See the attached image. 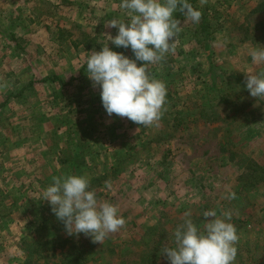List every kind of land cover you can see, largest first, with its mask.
I'll list each match as a JSON object with an SVG mask.
<instances>
[{
  "label": "rangeland",
  "instance_id": "rangeland-1",
  "mask_svg": "<svg viewBox=\"0 0 264 264\" xmlns=\"http://www.w3.org/2000/svg\"><path fill=\"white\" fill-rule=\"evenodd\" d=\"M262 1L200 3L217 20L215 41L202 50L190 40L185 53L148 66L167 96L160 120L140 126L109 116L99 86L78 76L92 51L114 46L118 28L106 23L128 19L122 0H0V264H25L44 225L69 246L32 254L29 264L60 261L78 242L84 264H170L164 246H176L185 219L203 231L206 211L231 213L233 264H264V97L246 88L249 73L264 71L249 55L264 47ZM180 27L199 32L186 17ZM232 36L247 41L233 46ZM48 75L63 79L42 81ZM67 174L86 176L98 201L124 217L102 244L68 235L42 200L52 178Z\"/></svg>",
  "mask_w": 264,
  "mask_h": 264
},
{
  "label": "clouds",
  "instance_id": "clouds-1",
  "mask_svg": "<svg viewBox=\"0 0 264 264\" xmlns=\"http://www.w3.org/2000/svg\"><path fill=\"white\" fill-rule=\"evenodd\" d=\"M200 2L203 5L206 0ZM121 7L127 11L128 19L106 23L107 27L118 28L116 36L109 35V41L118 48H130L135 59L107 45L92 51L86 61L87 75L94 87L99 86L102 106L109 116L116 114L140 126H151L162 116L167 87L149 75L148 66L175 50L174 41L181 28L174 13L179 11L198 24L202 12L189 0H122ZM249 55L254 64H264V47L250 49ZM137 62L143 63L138 66ZM246 88L252 97H264V71L249 73ZM106 187L111 189V184L106 182ZM227 198L234 199L235 193H229ZM42 200L49 202L68 235L83 233L94 243L102 244L126 223L115 204L98 201L84 175L53 177ZM223 215L220 219L215 211H206L204 217L212 219L207 220L203 231L192 219H185L174 232L176 246L162 249L170 264H233L238 234L230 222L231 213Z\"/></svg>",
  "mask_w": 264,
  "mask_h": 264
},
{
  "label": "trees",
  "instance_id": "trees-1",
  "mask_svg": "<svg viewBox=\"0 0 264 264\" xmlns=\"http://www.w3.org/2000/svg\"><path fill=\"white\" fill-rule=\"evenodd\" d=\"M209 0H206L205 4L208 3ZM189 2L193 5L194 8H197L199 9L200 7V0H189ZM260 5V8L264 9V0L259 4ZM208 8L207 7L204 11H201L202 12V17H201V20L200 22L198 23V28H199V32H197V35H193V36H190V33H187V31H185V28H181L180 32L177 34L176 36V39L174 41V46H175V50L174 52H176L177 54H182L183 52L185 53V46L188 45V41H198L197 43V47H199V49H202L204 50L205 48L207 49L208 46H209V43L211 44L212 41H215V38H214V34H215V31L217 29V26H218V23H217V20L216 19H209V16L207 14L208 12ZM200 10V9H199ZM185 16L180 13L179 11H177L176 13H174V19L178 20V21H181ZM212 21V23H211ZM215 26V27H214ZM214 28V31H213V28ZM248 36V35H247ZM206 42H209L207 44H205ZM110 49H112L113 51H116V52H123L125 56L129 57V58H132V59H135L134 57V54L133 52L131 51L130 48L128 49H125L123 47H116L115 45L114 46H111L109 47ZM198 49V48H197ZM138 63V62H137ZM140 64H138L139 66ZM155 71V70H154ZM153 70H149L148 72L150 73V76L155 78V72ZM87 73V67H86V63H84L81 67V70H79V75L78 76H81L83 75V73ZM153 72V73H152ZM157 74V73H156ZM166 76H170V74L168 73V75ZM55 78H59V77H55ZM75 77H71V79H74ZM52 78L51 77H44L42 81L44 82H48V81H51ZM60 81H62V79L60 78L59 79ZM86 82H88L86 80ZM36 81H30L29 83H27L25 86H33L35 85ZM64 85V84H63ZM17 96H21L22 93L19 92L16 94ZM95 99V98H94ZM97 100V99H95ZM5 105V103L3 104ZM50 227H52L51 225L50 226H47V225H44V226H40L36 232H38V236L34 239L33 243L34 245L40 249V250H36V248H34V250H32V253L31 255L29 256V259L28 261H26L25 264H29L30 263V258L32 256V254H36V253H40V252H44V249L48 251V253H50L51 251H53V255L57 254V250L60 249H64L66 246H69L68 244L70 243V239L69 238H61L60 236H57V237H49L48 236V232L47 231L48 229H50ZM46 246V248H45ZM63 252V251H62ZM85 253H86V248L84 247L83 244L81 243H73L72 246L69 247V251L67 252H64L62 254V259L60 261H56V262H53L52 264H73V263H76V264H84V256H85ZM43 258L44 256H47V255H44L42 254ZM52 262V261H51Z\"/></svg>",
  "mask_w": 264,
  "mask_h": 264
},
{
  "label": "crops",
  "instance_id": "crops-1",
  "mask_svg": "<svg viewBox=\"0 0 264 264\" xmlns=\"http://www.w3.org/2000/svg\"><path fill=\"white\" fill-rule=\"evenodd\" d=\"M260 4V3H259ZM263 9L262 8H260V5H259V11H262ZM234 34V33H233ZM232 37H234V38H232L234 41H239V43H237V44H233V46H241L243 43H245V41H247V40H245L244 42H242V40L241 39H238V37H235V36H232ZM242 38V37H241ZM232 40V41H233ZM182 57H183V59L184 60H186V61H188V64H186L185 65V67H187V66H189V65H191L192 66V64H191V60H187V59H185V56L184 55H182ZM46 77H51L50 75H48V76H46ZM55 77H59L58 79H63L62 77H60V76H58V75H54V76H52L51 78H53V79H57V78H55ZM44 78V77H43ZM34 86V85H33ZM33 86H30V87H28V86H24V87H22L20 90H18L17 91V93H19V92H21L22 93V95L24 94V91L25 90H27V89H32L33 88ZM95 103H97V100H95L94 101Z\"/></svg>",
  "mask_w": 264,
  "mask_h": 264
}]
</instances>
